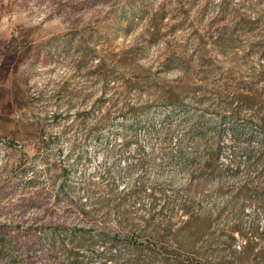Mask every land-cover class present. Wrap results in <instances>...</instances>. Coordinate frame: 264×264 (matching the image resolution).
Returning a JSON list of instances; mask_svg holds the SVG:
<instances>
[{
	"label": "clouds",
	"instance_id": "obj_1",
	"mask_svg": "<svg viewBox=\"0 0 264 264\" xmlns=\"http://www.w3.org/2000/svg\"><path fill=\"white\" fill-rule=\"evenodd\" d=\"M145 3L142 16L138 0H0V48L24 53L0 79L22 90L7 126L20 132L0 129V264H164L129 243L133 232L157 239V224L170 229L165 247L198 264H264V112L232 101L233 80L264 72V0H211L207 13L209 0ZM106 50L167 90H126ZM190 77L203 90L177 97ZM32 126L51 136L46 148L24 134ZM188 222L203 224L194 238Z\"/></svg>",
	"mask_w": 264,
	"mask_h": 264
},
{
	"label": "rangeland",
	"instance_id": "obj_2",
	"mask_svg": "<svg viewBox=\"0 0 264 264\" xmlns=\"http://www.w3.org/2000/svg\"><path fill=\"white\" fill-rule=\"evenodd\" d=\"M139 2V8L137 9L141 15H148V8L145 3V0H138ZM211 3V0H209V4H206L204 9H202V13H207L210 8L209 5ZM195 5H193L194 7ZM223 10V9H222ZM189 14V9L181 8L179 15L187 17ZM167 15V11L164 6H161V10L159 12H156L151 15L150 24L153 29L156 30V33L159 32V29L163 27V20L164 17ZM176 17H173L175 19ZM219 19V18H218ZM183 23V22H182ZM178 25H173L170 31H174ZM194 35H198V33H194ZM99 39H103L104 36L100 35L98 37ZM106 43L111 44V39L108 38ZM201 43L204 44L205 42L203 39H201ZM23 49L20 47L18 43H10L7 46H4L0 48V79L6 80L9 75H15V62L12 60L13 57L17 58H23ZM106 59L102 61V65L107 73L111 74L116 79H123L125 82L126 90L128 86H142L143 83H151L155 88L161 90L163 93L166 91V86L160 84L159 81H153L150 78L145 80L143 79V74L138 72L136 70V65L133 57L126 56L120 52L115 51H108L105 52ZM175 55V53H173ZM262 59H264V55L261 56ZM109 61H111V65L109 64ZM195 75V73H193ZM264 82V72H261L259 74V79L254 80L251 83H245L242 80L239 82H236L235 80L232 81V83L235 85L239 91L236 92L235 95L232 96V101L236 102L238 101L240 104H247L252 107H258V110L261 112H264V91L259 89L257 85L259 83ZM204 88V85L201 83H197L194 80L189 78V80L186 83H182L181 85L177 86L175 95L177 97H183V93L181 89L184 90H196V91H202ZM12 89H0V129H3L6 133L11 131L13 133H19L20 129L15 128L9 130L7 128L8 125L13 124L14 121L11 120L12 115V105L13 103H20L19 95L22 90L19 89V84L16 81H13ZM227 90V87H226ZM194 94V91H193ZM182 102V100H181ZM214 114V113H213ZM86 115V114H81ZM59 117H57V120ZM262 131H264V118H262ZM49 131H54L53 129H49ZM27 137L33 138V139H39L40 145L43 147H47V144L52 139L51 136L49 137V141L43 140L44 136V130L43 127H35L32 126V130L25 131L24 133ZM5 139L8 140V143L12 147H16V135H5ZM37 152H39V148H37ZM252 157L250 156L249 159ZM264 158V157H262ZM211 163V161H209ZM260 177H264V172H261L259 174ZM259 178V177H258ZM133 209L135 208V205L133 204ZM168 208V205H165L164 209H161L160 213L154 215L151 217L152 223H155L157 216H164L165 219H167L166 209ZM172 211H175L173 208ZM181 211H184L185 214H188L189 211H191V208L188 205H184L181 208ZM125 212L129 215H131L130 209H125ZM194 219L196 221H202L204 218L199 216H194ZM191 222H188L185 224V227L188 228V236L189 238H194L195 233L198 231H201L203 229L202 223H191V227H188V224ZM148 227H151V223L146 222ZM157 228H160V232L158 234L157 239L152 238H144V233H136L133 232L131 234V239L129 240V243L140 245L141 247L148 248L149 251H159V253L162 255V258L164 260V264H170V261L174 260L176 264H198V258L197 254H186L183 249L177 250V249H170L165 247V239L170 236V229H165L161 225L157 224ZM116 239H119L117 237ZM0 245H8V241L0 237ZM73 261L75 262V257H73ZM12 264H16V261L13 260Z\"/></svg>",
	"mask_w": 264,
	"mask_h": 264
}]
</instances>
